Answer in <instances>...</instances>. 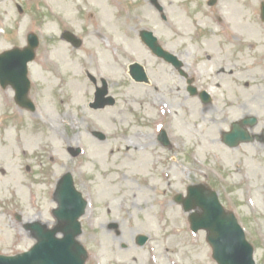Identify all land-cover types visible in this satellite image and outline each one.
Here are the masks:
<instances>
[{"label": "rangeland", "instance_id": "rangeland-1", "mask_svg": "<svg viewBox=\"0 0 264 264\" xmlns=\"http://www.w3.org/2000/svg\"><path fill=\"white\" fill-rule=\"evenodd\" d=\"M112 1L0 0V53L23 46L24 28L35 13L42 36L36 66L30 68L35 112L17 106L11 89L0 88V254L32 247L16 215L50 223L55 185L71 173L89 202L80 237L89 255L86 264H216L206 232L192 233L190 214L175 202L194 185L218 193L254 246L256 263L264 264V147L254 143L230 149L222 142L223 133L246 113L264 119V84L253 66L258 48L247 54H223L218 47L214 53L198 52L195 33L202 27L190 16L206 0H158L162 12L150 0H124L111 17L104 8ZM238 8L231 26L243 34L237 36L241 44L258 45L255 16L245 17ZM212 12L203 6L196 15L202 21L203 14L212 16L214 22ZM143 29L200 69L201 82L195 86L212 95L210 104L191 97L187 82L147 50L139 37ZM66 30L82 38L80 49L61 39ZM61 44L67 48L62 60ZM108 47L113 48L110 63L99 53L103 56ZM87 50L95 52L92 59ZM206 54L225 59L230 73L216 75L227 65L217 61L213 69L201 70L197 61ZM132 62L147 69L150 84L130 78ZM248 64L256 71H245ZM86 70L99 87L104 86L101 79L106 81L107 100L97 110L89 107L95 84ZM140 235L149 238L143 247L136 243Z\"/></svg>", "mask_w": 264, "mask_h": 264}, {"label": "water", "instance_id": "water-1", "mask_svg": "<svg viewBox=\"0 0 264 264\" xmlns=\"http://www.w3.org/2000/svg\"><path fill=\"white\" fill-rule=\"evenodd\" d=\"M143 42L152 52L175 66H180L178 59L166 52L158 43L152 32L141 33ZM17 51L0 56V82L3 87L10 84L16 91V101L24 107L34 109L28 100L30 84L27 79L26 65L28 60L20 56ZM130 75L137 83H149L147 73L142 65L134 63L130 66ZM191 90V89H190ZM195 93L194 90H191ZM106 91L100 93L102 98ZM206 95V94H205ZM208 100V96L204 97ZM114 103L113 100H109ZM104 101L100 100V105ZM101 140L105 136L100 133ZM239 139L245 141L243 134L234 127L231 134L225 135L224 142L230 147H237ZM58 211L55 212L58 224L52 231L45 226L37 229L38 245L30 252L14 258L0 256V264H86L88 253L78 241L82 235V225L79 220L86 214L88 202L74 186L71 175L66 176L56 195ZM186 212H194L190 216L191 227L194 232L205 230L208 232V242L213 248L214 259L218 264H256L254 248L246 241L245 233L233 213L226 212L221 205L218 195L204 186H195L188 189V197H176ZM63 235L59 238V235ZM148 237L140 236L138 244L143 246Z\"/></svg>", "mask_w": 264, "mask_h": 264}, {"label": "flooded vegetation", "instance_id": "flooded-vegetation-1", "mask_svg": "<svg viewBox=\"0 0 264 264\" xmlns=\"http://www.w3.org/2000/svg\"><path fill=\"white\" fill-rule=\"evenodd\" d=\"M150 1H153V0H150ZM229 5H231L232 8L229 9L228 8ZM203 6H206L207 10L209 11L214 10V12L212 13L215 14V21H214L215 25H217L218 22L222 23L224 21V18H228L230 20L231 18L233 19L234 14L237 13L235 12V6L239 7L238 9L241 10L242 14H244L245 17L247 14L252 15V17L255 16L254 17L255 22H253V25L255 23V25L259 27L258 32H259L260 41L258 45L248 44L247 46H245V43L241 44L239 38L230 32H221L217 30L209 32V31H204L203 29L199 30L197 27H196L197 31L195 33V36H196L195 44H196V47L198 48V52L200 53L201 52H213L214 53L216 51L215 49H217L218 47L221 53L223 54L224 53L227 54L228 52H231V53L235 52L237 54H247L250 49L253 48L256 50L258 48L259 55L253 57V61H254L253 66L255 67L256 65L258 66V69H259L258 75L260 79L262 80V84H264V0H206V2H204L203 4L202 3L199 4L198 7L195 5V7L192 9V11H197L195 12V15L190 16V19H192V21L195 23V26L197 24L200 27L202 25H205L206 22H212L213 20L212 16L203 14L202 15L203 21H202V19L196 15L199 11L202 10ZM229 15L231 17H229ZM246 27L250 28L251 23L247 22ZM243 37H245V35ZM183 50L188 52V46H184ZM207 57H208L207 61L198 59L197 63L198 62L200 63L198 64L196 63V64L200 66L202 65V66H205V68H208V65L216 64V61L217 63L226 61L225 59L217 60L216 58H212V56H207ZM193 66H196V65H190V69H188L187 65L185 64L184 69L185 70L188 69L191 71L189 72V76L191 77H193L194 74H196L197 77H194L195 80L201 79L200 69L197 67H193ZM245 71L255 72L256 68L251 69L249 66L245 69ZM178 75L185 82L187 81L186 77H183L180 74ZM214 77H217V76H214ZM263 94H264V91H263ZM253 137L256 140V142H258L262 147H264V127L261 128L259 133L253 134Z\"/></svg>", "mask_w": 264, "mask_h": 264}, {"label": "bare ground", "instance_id": "bare-ground-1", "mask_svg": "<svg viewBox=\"0 0 264 264\" xmlns=\"http://www.w3.org/2000/svg\"><path fill=\"white\" fill-rule=\"evenodd\" d=\"M228 8L230 9V8H232V6L229 5ZM112 11H113V8H109V7L106 6V12H107L108 14H111ZM230 11H231V10H230ZM58 53H59V58H60L61 60L64 59V58L66 57V56H65V53H64L63 50H60ZM107 57H109L108 54H107ZM82 90H83V89H82ZM6 152H7V150H6Z\"/></svg>", "mask_w": 264, "mask_h": 264}]
</instances>
